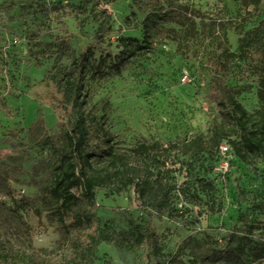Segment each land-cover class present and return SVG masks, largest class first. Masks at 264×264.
<instances>
[{"label":"rangeland","instance_id":"374dc122","mask_svg":"<svg viewBox=\"0 0 264 264\" xmlns=\"http://www.w3.org/2000/svg\"><path fill=\"white\" fill-rule=\"evenodd\" d=\"M59 1L81 8L70 16H53L47 28L37 22L44 15L23 9ZM159 1L158 9L182 7L187 16H157L149 49L128 59L120 74L89 81L86 109L113 133L117 149L140 141L191 140L199 134L206 149H171L146 159L144 173L157 189L144 202L134 189L120 190L117 180L96 190L102 226L152 229L163 256L153 251L148 256L145 246L128 249L102 242L93 264H226L204 259L207 238L218 248L240 253L239 261L227 264H264L257 248L264 243V161L260 156L245 161L234 152L229 141L239 139L234 115L208 98L210 82L219 74L248 111L264 104L258 44L264 32L255 30L264 27V0ZM144 14L133 0H0V240L8 238L17 250L34 245L48 256L60 257L61 252L59 225L47 214L57 162L51 138L60 134L64 112L46 70L67 63L72 51L78 55L97 36L100 47L113 52L119 50L121 36L143 39ZM34 31L43 41H61L64 55L41 67L28 62L27 37ZM215 123L230 135L219 144L212 135ZM100 144L93 127L88 147ZM222 144L231 148L226 155L220 152ZM9 183L25 199L24 209L16 208ZM160 187L166 197L155 195Z\"/></svg>","mask_w":264,"mask_h":264},{"label":"trees","instance_id":"16d2710c","mask_svg":"<svg viewBox=\"0 0 264 264\" xmlns=\"http://www.w3.org/2000/svg\"><path fill=\"white\" fill-rule=\"evenodd\" d=\"M133 1L145 12L142 20L143 39L121 36L118 39L119 50L113 52L101 48L97 36L96 41L87 45L78 55L72 51L67 63L52 64L45 73V77L54 82L61 94L59 106L64 112L60 116V134L51 138L57 162L53 182L49 188L47 214L48 220L57 222L60 228L62 235L60 257L48 256L34 245L28 250H17L8 238H3L0 240V264H93L102 242L128 249L145 246L148 256L151 251L158 257L163 256L162 246L154 230L141 228L111 230L101 225L97 213L96 190L100 187H109L115 180L119 182L120 190L134 189L140 203L157 189H153L144 173L145 161L151 155L160 157L171 149H180L182 153L206 149L207 142L203 134L191 140L171 141L167 144L161 141H140L132 148L117 149L112 143L113 133L100 122L96 113L86 109L89 81L107 74H120L128 59L149 49L152 46L150 33L156 24L157 16L167 20L187 16L182 7L174 9L168 6L158 9L159 0ZM23 6V9L29 7L30 14L34 16L39 13L44 15L41 18L36 16L37 22L43 24L44 28L48 27V22L53 16L55 19L70 16L73 10L78 13L81 8V5L62 1L50 4L36 2ZM59 11H62V15L58 13ZM21 14L23 15L24 11ZM46 17V21H43ZM255 30L257 33L264 32V27L259 25ZM42 36L34 31L27 37L28 62L38 67L44 65L47 60L59 58L65 53L61 41H43ZM258 44L262 63L260 97L264 102V41ZM208 98L220 108H230L234 115V129L239 134V139H229L234 152L245 161L252 156H260L264 161V104L255 112L248 111L237 99L235 88L228 85L219 74H215L210 82ZM93 127L98 130L101 144L91 150L88 147V140ZM222 129L223 125L215 123L212 135L217 144L230 136L222 133ZM98 161H104V165L100 166ZM163 164L166 165V161H163ZM8 190L16 208L24 209L27 203L16 193L11 183L8 184ZM155 195L163 198L168 193L160 187ZM24 224L30 231V225L27 222ZM205 246L208 252L204 259L223 261L227 264L230 261L237 262L241 257L240 253L232 248L216 247L210 238L206 239ZM257 248L264 257V243Z\"/></svg>","mask_w":264,"mask_h":264},{"label":"built area","instance_id":"2783aa9c","mask_svg":"<svg viewBox=\"0 0 264 264\" xmlns=\"http://www.w3.org/2000/svg\"><path fill=\"white\" fill-rule=\"evenodd\" d=\"M231 150L230 146L227 145V144H222L220 145V152L223 154V155H226L227 153H229ZM228 164V161H223V165H227Z\"/></svg>","mask_w":264,"mask_h":264}]
</instances>
